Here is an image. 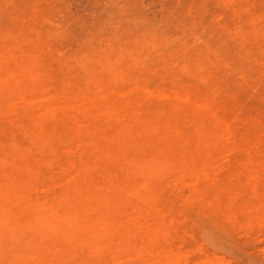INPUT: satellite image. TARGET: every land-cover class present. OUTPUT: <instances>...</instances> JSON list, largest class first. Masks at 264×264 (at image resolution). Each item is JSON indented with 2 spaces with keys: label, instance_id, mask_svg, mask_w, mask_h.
<instances>
[{
  "label": "rangeland",
  "instance_id": "1",
  "mask_svg": "<svg viewBox=\"0 0 264 264\" xmlns=\"http://www.w3.org/2000/svg\"><path fill=\"white\" fill-rule=\"evenodd\" d=\"M0 62V264H264V0H0Z\"/></svg>",
  "mask_w": 264,
  "mask_h": 264
},
{
  "label": "bare ground",
  "instance_id": "2",
  "mask_svg": "<svg viewBox=\"0 0 264 264\" xmlns=\"http://www.w3.org/2000/svg\"><path fill=\"white\" fill-rule=\"evenodd\" d=\"M1 63V62H0ZM23 69V68H22ZM5 80V79H4ZM17 81V80H16ZM30 86V85H29ZM123 115V114H122ZM118 159V158H117ZM128 173V172H127ZM149 192V191H148ZM86 198V197H85ZM88 200V199H87ZM109 202V201H108ZM107 205V204H106ZM121 207V206H120ZM111 209V208H110ZM117 210V209H116ZM125 210V209H124ZM71 215V214H70ZM73 216V215H72ZM71 218V217H70ZM2 219V218H1ZM128 220V219H127ZM30 221V220H29ZM35 221V220H34ZM66 222V221H65ZM76 222V221H75ZM140 222V221H139ZM44 223V222H43ZM64 223V222H63ZM67 223V222H66ZM36 224V223H34ZM142 224V223H141ZM40 225V224H39ZM67 225V224H66ZM120 226V225H119ZM136 227V226H135ZM22 228V227H21ZM38 228V227H37ZM36 228V229H37ZM132 228V227H131ZM137 228V227H136ZM52 230V229H51ZM102 230V229H101ZM36 231V230H35ZM43 231V230H42ZM135 231V230H134ZM146 231V230H145ZM21 233V232H20ZM52 233V232H51ZM40 234V233H39ZM13 243V242H12ZM21 245V244H20ZM22 246V245H21ZM36 247V246H35ZM29 249V248H28ZM25 250V249H24ZM37 250V249H35ZM15 255V254H14Z\"/></svg>",
  "mask_w": 264,
  "mask_h": 264
}]
</instances>
